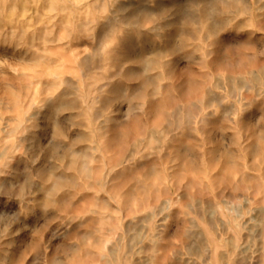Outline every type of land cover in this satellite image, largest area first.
I'll return each instance as SVG.
<instances>
[{
    "label": "clouds",
    "instance_id": "9594fccd",
    "mask_svg": "<svg viewBox=\"0 0 264 264\" xmlns=\"http://www.w3.org/2000/svg\"><path fill=\"white\" fill-rule=\"evenodd\" d=\"M34 6L56 10L62 35L46 37L41 50L35 38L28 44L0 30V46L18 41L11 52L0 48V264H121L116 221L145 202L128 193H156L144 206L151 239L157 220L167 225L176 193L161 196L160 188H171L165 173H148L178 147L198 154L208 222L217 228L218 216L230 224L224 234L206 230L207 247L185 252L181 264H205L209 251L227 253L212 264H264V176L260 203L250 201L239 219L212 190L214 174L226 161L244 164L253 141L254 165L264 170V0ZM12 7L0 0L5 16ZM238 171L247 169L225 171L232 184ZM256 208L260 218L241 227Z\"/></svg>",
    "mask_w": 264,
    "mask_h": 264
},
{
    "label": "rangeland",
    "instance_id": "374dc122",
    "mask_svg": "<svg viewBox=\"0 0 264 264\" xmlns=\"http://www.w3.org/2000/svg\"><path fill=\"white\" fill-rule=\"evenodd\" d=\"M10 2L13 4V7L9 10L7 16H5L2 8H0V30H7L9 34L15 32L18 38H23L28 44H32L35 38L41 42L36 45L41 50H43L44 43L47 40L55 41L60 38L62 33L58 26L63 18L57 17L55 9L50 7H35L34 5L39 0H10ZM45 2L51 3V0H45ZM49 32L51 33L50 36H48ZM15 43H18V41L13 43L12 48L8 45L0 46V48L11 52L14 50ZM47 50L54 54L52 58L57 63L61 62L62 58L55 55L58 51L55 45L49 44ZM9 63L11 64L12 61L10 60ZM3 71V69H0V72ZM6 74L9 77L16 75L11 68L6 70ZM0 80H2V76H0ZM249 148L250 152L244 164L236 163L235 165H231V162L226 161L222 165L221 171L216 172L213 177L216 180V184L212 185V190L224 207H227L229 204L232 205L230 212L234 219H239L243 211L251 206L250 201L256 200L257 204L260 203V200L257 199L260 191L257 182L260 176H264V170H261L258 165H254L260 148L255 141H253ZM169 155H171V159H169ZM197 155L196 152L187 148L178 147L176 151L167 149L164 155L159 157L149 170L148 174L153 176L164 172V179L171 185L170 189L164 187L158 190L161 196L167 195L170 191L176 193V198L173 200L174 206L170 213H168L167 225H161L160 221L157 220V230L151 239H145L153 230L146 227L152 217L151 213L144 211V206L154 202L156 193L146 192V194L141 189L144 193L139 191V189L137 192L128 193L130 197H135L137 194L145 197V202L137 206L136 212L139 214L122 211L119 220L116 221L119 231L115 234V240L122 246L123 255H120L121 248L116 249V254L119 256L121 264H126L128 260H131V264H181V259L185 252L193 254L201 253L207 247L208 238L206 230L219 231L221 234L228 231L230 224L225 223L223 219L218 216L213 217L218 226L214 229L213 224L208 222V216L205 215L209 198L199 186ZM161 161L163 164H161ZM163 165H167V168H164ZM229 166H234L239 170L247 169V171L237 172L235 184H232V176L225 175V171ZM251 167H254L256 171L252 170ZM218 185L220 186V191L216 192L215 189ZM237 201H241L242 203L237 204ZM260 213L261 210L259 208L254 209L252 216L246 217L241 227L248 225L251 228L248 221L258 220L261 215ZM192 216H195L196 220L202 221L204 227H198L191 218ZM106 231L111 233L115 229L109 228ZM247 237L248 232L245 231L241 234L240 239L246 242ZM219 238L217 236V239ZM229 239L234 240L235 237L229 235ZM109 251H112L111 243H109ZM226 255L227 253L220 251H217L216 255H213V252L209 251L204 257L205 264H212L214 259L219 262ZM183 264H187L186 259L183 261Z\"/></svg>",
    "mask_w": 264,
    "mask_h": 264
},
{
    "label": "bare ground",
    "instance_id": "6f19581e",
    "mask_svg": "<svg viewBox=\"0 0 264 264\" xmlns=\"http://www.w3.org/2000/svg\"><path fill=\"white\" fill-rule=\"evenodd\" d=\"M255 154H257V153H255ZM254 167H255V166H254ZM254 167H251V169L253 170ZM257 167H258V166H257ZM255 168H256V167H255ZM256 169H257V168H256ZM254 171H256V170H254ZM246 174H247V173H246ZM244 175H245V174H244ZM247 178H249V177H247ZM247 178H246V179H247ZM190 185H191V184H190ZM139 191H141V190L139 189ZM185 191H186V190H185ZM141 192L144 193V191H141ZM255 192H256V191H255ZM145 193H146V191H145ZM186 193H187V192H186ZM146 194H147V193H146ZM146 194H145V196H146ZM189 194H190V193H189ZM198 194H199V193H198ZM155 195H156V194H155ZM133 196H134V195H133ZM187 197H188V196H187ZM255 199H256V198H255ZM141 207H143V206H141ZM141 209H142V208H141ZM141 209H140V210H141ZM260 214H261V213H260ZM255 218H256V217H255ZM215 255H216V253H215Z\"/></svg>",
    "mask_w": 264,
    "mask_h": 264
}]
</instances>
